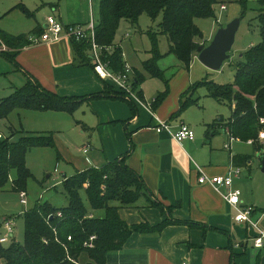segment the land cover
I'll return each mask as SVG.
<instances>
[{
  "label": "crops",
  "instance_id": "1",
  "mask_svg": "<svg viewBox=\"0 0 264 264\" xmlns=\"http://www.w3.org/2000/svg\"><path fill=\"white\" fill-rule=\"evenodd\" d=\"M93 1L10 0L0 5V28L12 35L35 30L33 36L37 37L46 27L47 16H55L63 24H85L91 17L94 18ZM127 35L124 33L119 42L114 39L113 43L121 48V42ZM206 43L207 41L200 40V44ZM2 47L7 49L1 43L0 48ZM87 55L90 56V53L87 52ZM125 57L123 53V58ZM196 63L206 67L198 60L197 52L191 58V65ZM92 64L90 59L82 62L77 58L72 43L64 36L57 40L31 42L16 52L13 62L0 53L1 75L15 73L17 82H22V85L29 78H34L44 89L64 97L89 96L105 89L106 83L96 77ZM205 69L207 68H200V71L205 74ZM133 70L137 71L134 67ZM175 73L177 76H174L175 80H171L167 95L152 107V112L144 106L140 109L136 104L138 111L133 114L127 101L116 97L92 98L83 103L89 114L83 115L85 122L81 120L77 123L82 131L89 130L87 124L91 116L98 130L97 152L79 162L59 154L65 163L72 165V175L90 167L99 168L103 163L120 158L129 151L126 164L141 175L152 197L165 207H170L171 213H162L158 208L149 206L145 198H142L135 206L120 208L121 219L129 225L143 221L154 225L167 216L179 221L166 226L156 235L132 233L119 250L108 253L104 264H264V247L256 248L251 245L250 237L254 230L234 221L235 210L223 198L226 190L197 182L200 172L222 175L231 165H235L234 156L246 155L234 144L241 140L234 138L229 141L227 126L224 125L228 119L224 120L221 115H216L213 119L203 118L199 125L195 124L197 134L192 141L178 143L172 139L170 132L179 123L184 122L192 127L191 114L197 108H202L198 105L200 102H206L202 97L211 98L207 95L205 86L191 90L192 84L208 79L195 80L189 69L184 68H179ZM140 74L147 75L146 72ZM22 85L12 84L11 92ZM200 87L205 92L196 95ZM164 90L163 85L162 91ZM140 92L144 98L142 89ZM185 100L186 106L180 111V105ZM38 112L43 114L33 115L37 118L34 121L37 127H29L36 131L20 133L40 134L44 129L39 124L55 119L63 121L65 118L56 116L61 114L52 110ZM216 112L217 110L214 114ZM159 121L167 122L171 126L170 131H157L154 126ZM219 130L228 136L227 140L221 138ZM228 143L230 146L226 148ZM246 143L252 144L248 141ZM83 149L82 153L86 155L87 151L83 152ZM73 161H77V167ZM250 163L248 160L247 165ZM53 172H56L55 168ZM242 177L240 173L233 178V189L240 191ZM240 200L244 204L241 191ZM254 208L253 216L258 218L261 212ZM95 212L103 215L102 210ZM260 226L264 229V218L261 219ZM231 254L234 256L232 260Z\"/></svg>",
  "mask_w": 264,
  "mask_h": 264
},
{
  "label": "trees",
  "instance_id": "2",
  "mask_svg": "<svg viewBox=\"0 0 264 264\" xmlns=\"http://www.w3.org/2000/svg\"><path fill=\"white\" fill-rule=\"evenodd\" d=\"M96 1L98 13L94 39L97 44L110 47L111 50L104 51L103 57L109 60L111 69L116 72L121 71L124 64L121 48L113 43L120 20L125 19L135 25L143 13L152 21L161 15L157 26L159 35H165L168 41L166 53L173 54L185 69H189L191 58L202 40L201 31L194 18L213 17V6L220 3V0ZM246 1L241 3L245 4ZM257 3L256 19L261 39L259 43L248 48L243 60L236 64L234 82L220 85L205 80L192 84L191 90L205 86L209 97L219 103H228L230 108L231 102L235 101V107L231 108V117L224 124L227 126L226 131L241 141L253 140L254 148L259 151L262 145L258 144L257 137L264 128V122L259 121L264 117V0H257ZM19 7L23 9L22 6ZM24 12L28 14L25 10ZM35 32L32 30L29 33L12 35L0 28V44L7 48L0 53L13 62L16 52L31 43L29 37L35 35ZM149 38L151 57L142 62L143 69L147 75L160 78L165 84V90L154 98V107L167 95L169 86L163 71L157 66L162 54L156 37L149 35ZM70 42L77 58L82 62L91 60L87 55L90 48L87 40L71 39ZM137 74L133 81L134 86L144 78L138 71ZM105 85V89L98 94L64 97L44 89L36 79L29 78L12 94L0 99V119L13 109L64 111L72 114L89 99L99 97L124 99L132 113H137L136 103L111 85ZM138 94L143 98L140 91ZM186 103L187 100L181 103L180 111ZM82 127L85 129L84 125ZM9 130L8 136L0 138V189H12L20 193L26 190L27 182L31 178L25 161L27 150L38 146L54 147V141L52 134L35 133H25L12 139L16 133L22 131L17 132L12 128ZM128 152L102 167H90L64 177L61 185L67 198L66 206L56 208L48 202H42L27 209L23 213L24 243L18 244L14 240L8 246L0 243V264H75L67 258L64 245L68 246V255L74 261L82 263L80 257L85 253L89 257L87 264H104L108 253L119 250L132 233L156 235L166 226L179 223L168 216L154 225L147 221L129 225L121 219L119 209L135 206L142 198H145L149 206L158 208L162 213H171L170 207H165L152 197L141 175L126 164ZM249 159L248 155L234 156L235 165L238 166L247 165ZM97 210H102L103 215L93 214ZM58 212L60 216L57 215ZM260 212H264V208ZM92 234L96 235L94 247L86 249L82 243ZM69 236L70 240L67 239ZM233 257L231 254V260Z\"/></svg>",
  "mask_w": 264,
  "mask_h": 264
},
{
  "label": "rangeland",
  "instance_id": "3",
  "mask_svg": "<svg viewBox=\"0 0 264 264\" xmlns=\"http://www.w3.org/2000/svg\"><path fill=\"white\" fill-rule=\"evenodd\" d=\"M8 1L10 0H0V5ZM242 1L243 0H220V3L213 6V17L194 18L195 24L201 31V39L207 41V43L212 39L219 26H225L229 21L237 17L240 18V23L230 51V58L224 61L218 70L201 67L200 63L191 65L190 61L189 71L193 79L203 80L206 78L220 85L233 83L236 73V64L243 60V55L248 48L259 43L261 36L259 23L256 19L258 14L257 0H247L245 4H242ZM93 3L95 6L94 19L96 20L98 11V7L96 8V6H98V2L94 0ZM220 6H224L225 8L222 9ZM160 19L161 15L152 21L145 13L138 17L135 25L122 19L119 22L114 39L119 42L124 33L128 34L121 42L122 52L126 55L123 60L126 61L127 64L129 62L139 73L142 72L144 74L145 71L142 66V60L149 58L151 54V41L149 35L155 36L158 49L162 54V57L157 62V66L163 70V75L170 87L172 84L171 80H175L176 77L174 78V76H177L175 72L179 68L183 69L184 67L173 54L166 53L168 50V41L165 35H159V28L157 26ZM200 68H207L205 69V74L200 71ZM137 71L133 70V75L131 73L130 77L137 76ZM12 84L14 86L22 85V82H17L15 73L9 72L4 75L0 74V99L12 93ZM163 85L165 86L164 81L160 78L149 77L145 74L143 80L135 85V93L142 89L144 92V99L148 105L152 102V99H154V95H156L158 91H162ZM202 92H205V89L200 87L196 95L202 94ZM202 99L206 100L205 103L200 102L198 104L199 106L201 105L202 108L198 109L195 105L197 109L195 113L191 114V128L195 136L197 134L195 124L196 126L197 124L199 125L201 119H213L216 115H221L224 120H227L231 117V108H234L236 104L235 101H232L230 108L228 103H217L212 98L207 97H202ZM138 106L140 109L143 108V105L138 104ZM216 110L217 112L214 114ZM55 113L61 114L56 116L65 117L63 121L55 119L48 122L44 121L42 124H39L41 125L40 127L44 129V132L40 134H52L54 147H32L26 152V166L31 173V178L27 182L26 190H24L26 192L27 204H21L19 192L13 191L12 189H0V236L6 232L2 226L4 219L11 218L14 223L12 236L8 241L2 243L3 246H8L13 240L18 244L24 243L23 213L27 209L33 208L37 206L38 203L42 202H48L56 208L66 206L67 198L61 181L64 177L71 174L73 167L65 163L59 154L63 155L64 158L69 156L79 162L86 156H92L93 152H95V149L98 147V130L91 116L88 120L89 124H87L89 130L82 131L80 124L77 123V121L81 120L85 122L82 117L83 115L89 114L83 105L79 106L72 114L64 111H56ZM38 114L43 113L29 109H13L6 117L0 119V133H2L3 136H8L10 133L9 128H15L17 131L22 132H35V129L29 127H37L34 122L37 118L33 117V115ZM66 120H68V122H66ZM43 129H41V131H43ZM261 130H264V128ZM22 134L24 135L25 133L18 132L12 139H16ZM218 134L221 135V138L227 140L228 136L222 130H219ZM235 142L234 144L250 157L249 160L251 162L248 165L239 166L243 176L240 189L242 201L244 204H252L257 210H261L264 208V171H262L264 140L263 142L258 141V144L262 145V149L259 151H257L252 144H248L244 141ZM87 145L88 149L85 155L82 153V149ZM225 152H227V150H225ZM77 161H73L76 167L78 165ZM105 164L106 162L102 165ZM54 168L56 172H53ZM47 175L49 176L47 177ZM243 194L245 196H243ZM83 201L85 202L84 197ZM94 214L99 216L96 212ZM80 260L82 262L81 264H87V262H89V257L84 253L81 255Z\"/></svg>",
  "mask_w": 264,
  "mask_h": 264
},
{
  "label": "built area",
  "instance_id": "4",
  "mask_svg": "<svg viewBox=\"0 0 264 264\" xmlns=\"http://www.w3.org/2000/svg\"><path fill=\"white\" fill-rule=\"evenodd\" d=\"M220 8H225L224 6H220ZM94 29H95V19L91 17L85 24L79 23H70L63 24L59 21L55 16H47L46 18V27L43 32L35 37L31 35L29 40L31 42L36 41H47V40H57L60 37L64 36L69 40H87L89 42L90 48L89 53L93 63V72L96 77L108 85H111L114 89L123 93V95L132 100L134 103L143 105L147 107L149 110H152V104L154 99L150 104H146L144 98H140L138 92L135 93V86L133 85V77H130L131 73L133 75V68L129 64L124 61L123 69L121 71H113L110 67L109 60L105 59L104 51H109L110 47H104L96 43L94 39ZM4 48H0V52L3 51ZM123 58V53H122ZM147 105V106H145ZM260 123L264 122V117L260 118ZM171 126L165 121H159L154 128L157 131L168 130L170 131ZM171 137L176 142L180 143L184 140H194L195 134L192 128L181 122L178 127L170 132ZM5 136L0 133V138H4ZM234 138L229 135V141ZM259 140H264V130H260L257 137ZM249 143H252L253 140H248ZM230 144H226V148H229ZM88 149V145L83 149V152H86ZM200 172V168H198ZM56 171V169H55ZM241 173L239 166L231 165L228 171L222 175H207L205 173L200 172V175L197 178V182L201 184H210L215 188H224L226 192L223 194L224 200L230 204L234 210V221L237 223H243L247 227L254 230V234L250 237L252 241V245L256 248L264 247V229L260 226V221L264 218V212L260 213L258 218L253 216L255 213V208L252 205H244L241 204L240 200V191L238 189L232 188V182L234 177H238ZM20 202L23 205L27 204L26 200V192L21 191L19 193ZM60 216V212L57 213ZM91 216V215H89ZM13 222L11 218H6L3 220L2 226L6 230L5 234L0 236V243H4L8 241V239L12 236L13 233ZM68 240L71 237H67ZM96 239V235H89L87 239H85L82 243V246L86 249H91L94 247V241ZM64 249L66 251V256L69 260L74 262L75 264H81L79 261H74L68 255V246L64 245ZM187 264V263H182Z\"/></svg>",
  "mask_w": 264,
  "mask_h": 264
},
{
  "label": "water",
  "instance_id": "5",
  "mask_svg": "<svg viewBox=\"0 0 264 264\" xmlns=\"http://www.w3.org/2000/svg\"><path fill=\"white\" fill-rule=\"evenodd\" d=\"M239 23L240 18L237 17L229 21L225 26H219L207 44L198 45L197 58L204 66L218 70L223 62L230 58V51ZM262 171H264V160L262 161Z\"/></svg>",
  "mask_w": 264,
  "mask_h": 264
}]
</instances>
